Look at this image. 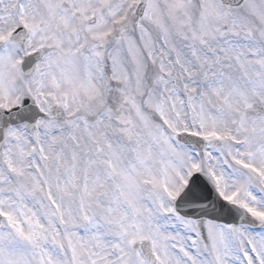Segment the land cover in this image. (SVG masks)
<instances>
[{"label":"snow or ice","instance_id":"obj_1","mask_svg":"<svg viewBox=\"0 0 264 264\" xmlns=\"http://www.w3.org/2000/svg\"><path fill=\"white\" fill-rule=\"evenodd\" d=\"M0 264H264V0H0Z\"/></svg>","mask_w":264,"mask_h":264}]
</instances>
